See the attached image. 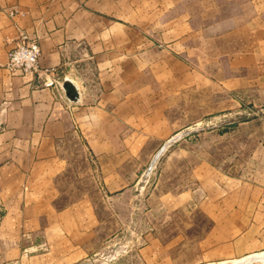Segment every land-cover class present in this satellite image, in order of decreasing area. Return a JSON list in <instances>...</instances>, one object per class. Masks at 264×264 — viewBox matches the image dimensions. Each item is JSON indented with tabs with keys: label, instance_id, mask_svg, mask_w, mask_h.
Returning a JSON list of instances; mask_svg holds the SVG:
<instances>
[{
	"label": "crops",
	"instance_id": "0c3cea01",
	"mask_svg": "<svg viewBox=\"0 0 264 264\" xmlns=\"http://www.w3.org/2000/svg\"><path fill=\"white\" fill-rule=\"evenodd\" d=\"M145 27L154 44L188 51H202L213 35L221 53L234 41L233 59L249 62V92L264 104V0H0V264H77L95 255V208L84 196L64 199L66 141L74 131L111 141L107 128L127 124L129 101L138 99L128 61L142 60ZM22 31L40 44V68L13 75L7 55ZM52 79L72 83L77 98L45 85ZM222 179V195L206 199L207 264L264 252V180Z\"/></svg>",
	"mask_w": 264,
	"mask_h": 264
},
{
	"label": "rangeland",
	"instance_id": "374dc122",
	"mask_svg": "<svg viewBox=\"0 0 264 264\" xmlns=\"http://www.w3.org/2000/svg\"><path fill=\"white\" fill-rule=\"evenodd\" d=\"M152 32L145 27L142 60L128 61L138 99L127 124L107 128L111 141L75 131L66 141L64 199L86 197L101 223L95 255L77 264H207L206 199L222 195L224 176L264 180V104L249 92V62L233 59V39L224 53L216 35L188 51L154 44Z\"/></svg>",
	"mask_w": 264,
	"mask_h": 264
},
{
	"label": "built area",
	"instance_id": "2783aa9c",
	"mask_svg": "<svg viewBox=\"0 0 264 264\" xmlns=\"http://www.w3.org/2000/svg\"><path fill=\"white\" fill-rule=\"evenodd\" d=\"M18 12L14 9H9L10 16L16 15ZM8 60L6 68L10 70L13 75H23L28 72H36L40 68L41 48L37 38L30 36L26 32H19L14 41L13 47L8 51ZM61 83L55 79L47 80L45 85Z\"/></svg>",
	"mask_w": 264,
	"mask_h": 264
},
{
	"label": "bare ground",
	"instance_id": "6f19581e",
	"mask_svg": "<svg viewBox=\"0 0 264 264\" xmlns=\"http://www.w3.org/2000/svg\"><path fill=\"white\" fill-rule=\"evenodd\" d=\"M254 261H260L262 264H264V252L249 255L246 257L244 256V258L242 257V259H240L239 261H237L236 259L235 262L232 261L233 263L230 264H253Z\"/></svg>",
	"mask_w": 264,
	"mask_h": 264
},
{
	"label": "water",
	"instance_id": "95a60500",
	"mask_svg": "<svg viewBox=\"0 0 264 264\" xmlns=\"http://www.w3.org/2000/svg\"><path fill=\"white\" fill-rule=\"evenodd\" d=\"M62 88L64 89L65 95L67 98L74 100L78 96V92L75 88V86L70 82H65L62 85Z\"/></svg>",
	"mask_w": 264,
	"mask_h": 264
}]
</instances>
